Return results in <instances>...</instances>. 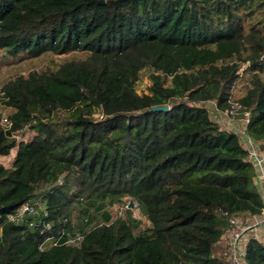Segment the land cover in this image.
Masks as SVG:
<instances>
[{"label":"trees","instance_id":"obj_1","mask_svg":"<svg viewBox=\"0 0 264 264\" xmlns=\"http://www.w3.org/2000/svg\"><path fill=\"white\" fill-rule=\"evenodd\" d=\"M46 54L0 86V154L17 149L0 163V264H229L221 211L260 215L264 201L206 102L237 99L264 149V0H0V59ZM125 198L149 221L138 231L110 209ZM25 202L40 216L10 220ZM80 208L96 223L67 243ZM246 260L264 264L261 240Z\"/></svg>","mask_w":264,"mask_h":264},{"label":"built area","instance_id":"obj_2","mask_svg":"<svg viewBox=\"0 0 264 264\" xmlns=\"http://www.w3.org/2000/svg\"><path fill=\"white\" fill-rule=\"evenodd\" d=\"M216 107V105H215ZM217 108V107H216ZM218 109V108H217ZM221 111L222 109H218ZM228 115L239 114L241 118V122L238 124V128L236 129L235 125L229 129L237 134L240 139V142L244 146L247 151V158L254 168L253 180L256 184L261 197L264 201V149L260 147V144L256 138L250 135L247 131V124L249 122L250 111L247 109H243L242 105L235 98H231V106L223 109ZM103 113H96V116L102 115ZM1 123L9 127L11 125V121L6 117L2 116L0 118ZM217 121V120H216ZM235 127V128H234ZM15 136L16 134L13 133ZM132 203V202H131ZM130 202L128 201L125 206H129ZM43 211V216L47 215V211L41 208ZM222 214L228 217V226L225 230V250L224 253L227 255V260L229 264H247L246 260V249L248 240L251 237H255L259 239L258 236H250L246 237L248 231L259 227V222H264V205L261 209L260 215H253L250 213H242L237 215H231L227 211H221ZM25 214H31L35 218L40 216V209L34 206L32 202H25L18 209L17 213L10 214L8 218L10 220H18ZM259 216L258 222L249 221V217ZM87 220V219H86ZM47 226H50V223H46ZM67 234V243H81L83 239V234H77L72 236L69 232L63 231ZM48 240H53L52 243L55 244L58 242L57 236H50L43 243L42 247L46 248L48 246H43L44 243ZM260 240V239H259ZM71 241V242H70Z\"/></svg>","mask_w":264,"mask_h":264},{"label":"rangeland","instance_id":"obj_3","mask_svg":"<svg viewBox=\"0 0 264 264\" xmlns=\"http://www.w3.org/2000/svg\"><path fill=\"white\" fill-rule=\"evenodd\" d=\"M64 55H60V57H63ZM52 56L50 54H46V55H42L41 57L38 58H28L26 56H24L22 59H17V58H12V59H8V60H4L2 61L0 59V86L2 84V82L4 80H6L8 77L10 76H14L18 73H26L29 69L33 68V67H37L40 68L41 66H43L46 62L49 61V59ZM244 67V65H243ZM243 67L241 68V70L243 69ZM149 83L148 77H147V73L144 71L142 74V78L140 80L139 83V88L140 89H145ZM245 86V82L243 79H241L238 84H237V89L240 92V89L244 88ZM206 105L209 107L210 113L212 115V117L217 120L224 128L226 129H231L234 125L236 127V129L238 128V124L241 122V118L239 114H234V115H228L225 113V111H219L216 107L214 102L212 101H207ZM0 109L3 111H8L9 108L4 107L2 104H0ZM3 116V115H2ZM5 116V114H4ZM234 127V128H235ZM16 137L19 138L21 137L20 134H16ZM16 148H12L9 154L6 155H2L0 154V163H3L5 166H11L13 158L15 156L16 153ZM43 187H41L40 191L42 190ZM40 196V195H39ZM127 200V202L129 201L130 203L132 202L133 205L132 206H128L131 207L130 211H126L127 206H125V204L122 203H115L114 205L110 206V209L115 216H131L133 219H137L139 220V223L137 224V226L135 227V231H138L140 228H142L144 225H147L149 223L148 219L146 218V216L144 215V213L142 212V210L138 207L137 203L135 201L132 200H128L127 198H125ZM108 202L109 199H105V200H96L93 204H89V202L85 201L83 202L79 207H99L101 205H105L108 206ZM97 204V205H96ZM77 209L74 212L73 215V230L70 231L69 233L74 236L77 234H82L83 231L89 229L92 225H94L96 222L93 221L92 223L87 222L86 218L88 217V212L85 210H81ZM251 222H258L259 216H255V217H249L248 219ZM259 227L252 229L251 231H248L246 234V237H250V236H258L259 239L264 243V222H259ZM53 240H48L46 242V244L44 243L43 246H49L52 245ZM71 242V241H70ZM221 254L223 256H225L227 258L226 253L223 252V249H221L220 246V250Z\"/></svg>","mask_w":264,"mask_h":264},{"label":"water","instance_id":"obj_4","mask_svg":"<svg viewBox=\"0 0 264 264\" xmlns=\"http://www.w3.org/2000/svg\"><path fill=\"white\" fill-rule=\"evenodd\" d=\"M153 109H168V105H155L152 107ZM133 203H130V206H132Z\"/></svg>","mask_w":264,"mask_h":264},{"label":"crops","instance_id":"obj_5","mask_svg":"<svg viewBox=\"0 0 264 264\" xmlns=\"http://www.w3.org/2000/svg\"><path fill=\"white\" fill-rule=\"evenodd\" d=\"M223 240L221 241V244H220V246H221V249H223V251L225 250V232H224V235H223V238H222Z\"/></svg>","mask_w":264,"mask_h":264}]
</instances>
